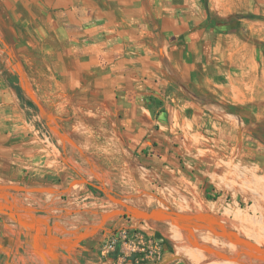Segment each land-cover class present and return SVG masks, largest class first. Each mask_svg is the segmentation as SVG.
<instances>
[{
    "label": "crops",
    "instance_id": "crops-1",
    "mask_svg": "<svg viewBox=\"0 0 264 264\" xmlns=\"http://www.w3.org/2000/svg\"><path fill=\"white\" fill-rule=\"evenodd\" d=\"M214 1L0 0L1 34L20 41L17 54L34 92L27 86L51 117L42 122L39 113L24 114L7 84L8 67L0 64V183L56 187L46 181L62 179L64 150L71 148L96 161L100 171L89 172L108 176L121 200L208 211L264 245V203L259 207L243 185L244 170L264 179V141L206 102L220 94L214 87L223 75L217 49L231 33L222 27L226 17L215 15ZM33 200L39 210L32 217L25 209H18V220L0 214V264H96L90 256L96 243L89 240L110 221L72 245L61 241L71 236L68 215L53 202ZM83 212L90 218L100 211ZM174 235L183 236L178 229ZM198 238L223 245L208 232ZM102 249L105 264L124 261L116 254L119 244L113 252ZM188 249L197 263L200 248ZM179 261L185 264L184 257Z\"/></svg>",
    "mask_w": 264,
    "mask_h": 264
},
{
    "label": "rangeland",
    "instance_id": "rangeland-1",
    "mask_svg": "<svg viewBox=\"0 0 264 264\" xmlns=\"http://www.w3.org/2000/svg\"><path fill=\"white\" fill-rule=\"evenodd\" d=\"M214 11L215 15L222 13L226 17L222 21V27L224 31H230L231 33H228L223 40L222 48L217 49L219 51L217 55L220 57L218 60V69L220 67L223 68V73L221 71V75H223L221 78H214V82L218 83L214 87L220 94H211V98L206 99V102L211 104V108L218 113L241 120L249 131L253 132L255 137L258 136L264 141V0H215ZM248 14H254L262 18H246ZM5 25L3 21H0V64L9 68L5 70L9 82H15L14 85L21 89L26 102L31 105H23L25 111L31 117L34 115L33 104L28 94L21 88L19 76L14 67L18 68L22 80L25 84L30 85L34 92L35 89L32 86L33 81H31L30 77L23 70L21 56L17 54L18 49L16 46L20 41L13 37L4 38L2 36L1 33H3ZM2 40L9 45L8 48L5 47ZM38 124L40 126V122ZM55 139V136H53V140L56 142ZM69 140L72 141L71 137H69ZM64 151L65 162L68 165L66 164L63 172H60L59 178L62 179L57 182V179L54 177L53 179H48L46 181L47 183L55 182L53 184H57L56 188L61 189L73 178L84 177L92 184L104 186L112 193L117 194L115 188L111 189L108 176L102 171V177L97 175L96 178L89 172V169L100 171V167L93 158L87 157L90 167L85 168L83 166V162H85L83 159V157L85 158L84 153L79 150L82 153L81 157L71 148L65 149ZM72 159L78 162L77 166L82 167L83 170L75 168L71 162ZM244 171L247 175L246 183H243L246 188L245 191L247 194H254L256 199H258V206L261 207L264 203V179L259 176V172L255 169ZM248 179H253L261 183L260 188L256 187L254 183H247ZM160 185L163 186V184ZM96 190L98 189L93 185L82 184L73 188L66 195L53 196V194H39L38 197L45 199L48 203L53 202V209L61 208L63 214L66 213L65 215H68L67 222L69 226L79 229L95 223L101 212L116 206L98 194ZM33 199L35 197H29L24 203L29 207L39 210L35 206V200ZM245 199L251 201L248 196ZM89 208L97 209L100 212L95 214V217L87 218L83 211ZM125 227H127L126 230L123 229ZM147 227L148 229H146ZM156 233H160L165 240L163 241ZM182 235V237H175L174 228L165 223L139 222L118 216L110 220L103 232L89 240L90 243H96L95 255L91 254L90 256L93 259L97 258L96 264H105V259L104 256H101L100 249L108 240L114 239L119 244V249L121 247L123 248L122 252L118 250L116 253L124 257V261L120 262V264H158L172 255L184 257L185 264H210L212 259H216L206 254L202 249H196L198 255L197 263L190 260L187 253H189L188 246H191V244L184 233ZM218 241L223 245L222 247H216L223 250L234 252L237 249L224 245L226 242L223 240ZM98 246H100V249L97 248ZM129 246L131 247L130 249ZM155 251L160 252L159 260L155 259L154 255L151 256L149 253H154ZM134 254L137 256L131 258V255ZM176 261L177 259L170 261L168 264H183L181 261ZM223 261L233 263L232 261ZM239 264H254V262L246 260Z\"/></svg>",
    "mask_w": 264,
    "mask_h": 264
},
{
    "label": "water",
    "instance_id": "water-1",
    "mask_svg": "<svg viewBox=\"0 0 264 264\" xmlns=\"http://www.w3.org/2000/svg\"><path fill=\"white\" fill-rule=\"evenodd\" d=\"M5 47H9L4 40H2ZM20 86L28 94L29 98L35 103L38 113L44 121L48 122L51 118L48 112L42 107L33 92L24 83L17 67ZM50 126V125H49ZM56 131V129H53ZM58 131V130H57ZM60 138H64L59 132H56ZM70 141V140H69ZM82 184H90L101 191L105 198L116 206L101 212L98 220L91 226H84L79 229L68 228L66 231L71 236L62 238L61 241L68 242L72 245L78 244L80 241L94 236L97 232L104 229V226L112 219L118 216L131 218L139 222L147 223H165L174 229H178L186 236L192 247L202 249L206 254L213 256L216 259L242 263L246 260L252 261L256 264H264V245L257 244L253 240L246 238L244 235L238 233L236 230L227 226L219 216L208 211H193L185 212L172 208L155 206L150 208H143L131 204L121 198L116 197L114 193L108 192V189L101 185L92 184L84 177L73 178L67 185L61 189L55 186L43 185H28V184H4L0 183V214L3 213L12 219L18 220V209H25L32 217L36 209L29 207L23 201L29 197H38L39 194H54L66 195L70 193L73 188ZM113 196L114 198H111ZM17 202V204H16ZM208 232L213 239L223 240L226 243H231L237 246L234 252L223 250L219 247L212 246L200 241L198 233ZM181 256L172 255L158 264H168L170 261L179 259Z\"/></svg>",
    "mask_w": 264,
    "mask_h": 264
},
{
    "label": "trees",
    "instance_id": "trees-1",
    "mask_svg": "<svg viewBox=\"0 0 264 264\" xmlns=\"http://www.w3.org/2000/svg\"><path fill=\"white\" fill-rule=\"evenodd\" d=\"M246 18H251V19H253V18H262V17H261V16L254 15V14H248V15L246 16ZM228 32H230V31H228ZM7 84H8V86H10L11 88L14 89V92H15V94H16V96H17V98H18V101H19V103H20L21 105H26V106L28 105V106H31V105H29V104L26 102V99H25V97H24L22 91H21L18 87H16V86L14 85V83H12V82H8ZM32 108L34 109V115H37V114H38L37 107H36L35 105H32ZM24 114H25L26 116H29L28 113H27V111H25V110H24ZM29 117H30V116H29ZM43 121H44V119H42V122H43ZM83 159H84V161H85V162H83V166H84L85 168H89V167H90V164L86 161V159H85L84 157H83ZM88 188H90V187L88 186ZM96 191H97L98 194H100L102 197H105L104 194H103L101 191H99V190H96ZM206 197H207L208 199H215V197L209 196V195H207V194H206ZM127 219H129V220H134V219H131V218H127ZM156 234H157L158 237L162 238V235H161L160 233H156ZM162 239H163V241L165 240L164 238H162ZM136 256H137L136 254L131 255V258H135Z\"/></svg>",
    "mask_w": 264,
    "mask_h": 264
},
{
    "label": "built area",
    "instance_id": "built-area-1",
    "mask_svg": "<svg viewBox=\"0 0 264 264\" xmlns=\"http://www.w3.org/2000/svg\"><path fill=\"white\" fill-rule=\"evenodd\" d=\"M117 247V241L116 240H108L107 243L105 245H103V249L102 251H105L104 253H108L109 251H115ZM129 248H131L129 246ZM150 255H154L155 259H160V252L159 251H155L154 253L149 252Z\"/></svg>",
    "mask_w": 264,
    "mask_h": 264
}]
</instances>
